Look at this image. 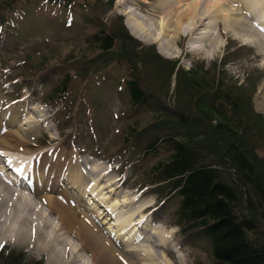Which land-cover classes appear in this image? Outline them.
Wrapping results in <instances>:
<instances>
[{
  "label": "rangeland",
  "instance_id": "1",
  "mask_svg": "<svg viewBox=\"0 0 264 264\" xmlns=\"http://www.w3.org/2000/svg\"><path fill=\"white\" fill-rule=\"evenodd\" d=\"M249 1L264 8V0ZM192 2L195 0H0V101L8 102L0 107L6 114L11 106L27 113L18 116L22 121L16 123L21 124L28 116L36 120L41 114L43 121L38 122L32 137H25L24 150L71 152L78 165V158L88 159L92 167L97 165L106 172L103 183L114 181L117 197L124 193L137 197L131 206L146 208L145 214L153 219L151 226L171 236L187 264H214L207 239L183 234L175 224L173 212L179 196L172 192L167 197V184L156 182L151 172L168 158L163 140L155 147H159L157 154H146V145L156 137H175L197 148L238 191V210H243L245 194L225 148L232 129L241 136L244 150L263 161L258 169L264 167V27L259 26L261 19H250L248 14V24L226 25L222 19L226 12L217 14L210 1L205 3L210 12L201 16L197 30L188 31L187 20L175 26L184 3L192 7ZM238 4L242 5L241 0L227 3L232 8ZM123 5L133 10L131 15L140 13L139 20L148 32L158 27L159 19L164 24L172 22L174 39L169 38L171 43L166 45V38L156 42L137 38L125 24ZM239 13L230 16L241 19ZM200 31H205L204 35ZM97 33L100 38H111L108 48L95 41ZM197 37L203 38L196 48L204 51L190 47ZM162 40L168 56L159 52ZM133 78L150 95L146 105L134 106L130 101L125 82ZM181 115L185 119L180 120ZM23 125L10 128L21 133ZM219 125L231 129L222 130ZM51 218L59 227V221ZM102 220L97 222L104 228L112 219ZM258 230L252 240L264 236L262 215L258 216ZM48 231L44 232L48 235ZM70 240L80 248L72 237ZM144 241L141 243L165 252L174 264H182L172 247ZM88 253L80 252L84 258L76 255L74 263L95 262ZM71 258L64 256V261ZM0 264L51 263L46 252L35 251L33 243L7 239L0 243Z\"/></svg>",
  "mask_w": 264,
  "mask_h": 264
},
{
  "label": "bare ground",
  "instance_id": "2",
  "mask_svg": "<svg viewBox=\"0 0 264 264\" xmlns=\"http://www.w3.org/2000/svg\"><path fill=\"white\" fill-rule=\"evenodd\" d=\"M208 1L214 4L216 10L214 7L213 9L217 14L218 11L226 12L222 17L226 25L240 24L242 26L246 22L248 24L249 22L246 20V14H248L250 19H254L253 17L261 19L262 21H258L261 23L259 26L264 27V8H257L255 4L258 2L249 0H241L242 5L238 4L237 8L227 5L229 1L233 3L236 0H195L194 3L192 2V7H189L188 3H184L183 11L175 22V26H180L184 20H187L188 31L197 30L201 25L199 24L201 16L210 12L209 4H205ZM119 2L124 4L123 1ZM165 5L170 4L166 3ZM201 6L204 8L200 10ZM121 10L127 16L125 24L129 32L137 38L154 42L166 38V45L171 43L169 38L174 39L171 34H175L176 30L171 29L172 22L164 24L163 19H159L158 27H154L151 32H148L145 25L139 20L140 13L131 15L133 10L127 5H123ZM234 10L240 11L241 19L231 18L230 15L235 14ZM171 31L172 33H170ZM204 32L200 31V34L204 35ZM197 38L190 45L193 51L202 48L197 49L196 47L203 37ZM164 43L165 41L162 40L158 44L159 52L168 56L169 51L163 48ZM201 50L204 51L203 48ZM5 103L8 104L1 100L0 106L6 107ZM9 104L14 105L11 102ZM4 107H0V114H6ZM38 107L32 111L38 110ZM17 111L18 109L15 110L11 106L10 113L6 114V117H0L1 242H6L8 239L18 243H33L35 251L47 253V260L51 264H67L69 261V264H75L77 262H75L76 255L79 259H83L84 253L81 256L80 252L84 251H88L90 257L95 259V262H87L89 264L97 262L174 264L165 252L157 250L151 244L145 245L144 239H147L148 242L158 247H172L177 259L182 264H187L185 255L178 249V244L172 242L171 236L166 237L165 232H158L159 227L155 226L154 229L153 225L151 226L153 219L145 214L146 208L132 207L137 197H129L128 193L117 197L115 193L117 187L114 186V181L109 179L105 183L102 182L106 173L103 168L97 167V165L92 167L88 159H78L81 162L78 165L77 161L70 156L71 152L63 154L62 151H53V148L32 152L24 150V146L28 143L24 141L25 137H32L36 133L38 122L41 123L43 118L40 117V113L36 120L35 117L28 116L29 118L22 123L25 128H21L22 132L18 133V130H16L17 132L12 131L10 127L12 125L21 127L20 122L16 123L17 120H20L18 116L20 115L22 118V115L27 113ZM97 164L103 166L102 163L97 162ZM95 173L96 175L91 177L92 179H88ZM113 195L114 197H112ZM34 196L35 198L31 199ZM111 198L113 200L110 202ZM92 204L93 207H90ZM99 204L106 205L94 209ZM51 216L59 221V227H56L58 224L55 225L51 221ZM99 218L104 219L101 223L107 222V219L112 220L108 226L101 228L97 222ZM149 226H151L150 230ZM44 231H48L49 234L47 235ZM71 237L76 244L78 243L77 245H80V248L73 244L70 240ZM143 241L144 243H141ZM64 256H72V258L64 261Z\"/></svg>",
  "mask_w": 264,
  "mask_h": 264
},
{
  "label": "trees",
  "instance_id": "3",
  "mask_svg": "<svg viewBox=\"0 0 264 264\" xmlns=\"http://www.w3.org/2000/svg\"><path fill=\"white\" fill-rule=\"evenodd\" d=\"M99 35H94L95 41L101 42L102 48H108L111 38ZM66 82L65 78L62 86ZM126 89L134 105L148 103L150 96L136 79H129ZM240 102H235V106ZM218 127L231 129L225 125ZM229 132L225 150L235 166L238 186L245 194L243 210H238V191L224 179L219 167L207 162L188 142L175 137L151 140L146 145L147 154H157L159 147H155L162 140L163 148L169 151L168 158L158 162L151 172L155 173L156 182H165L169 193L175 191L179 196V205L173 212L175 223L183 233L198 230L207 239L214 264H264V236L260 241L252 240L260 233L258 216H264V167L261 165L258 169L263 161L259 162L244 150L241 136L235 135L232 129Z\"/></svg>",
  "mask_w": 264,
  "mask_h": 264
}]
</instances>
